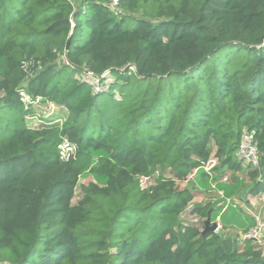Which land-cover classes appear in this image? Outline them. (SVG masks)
Here are the masks:
<instances>
[{
  "label": "trees",
  "instance_id": "obj_1",
  "mask_svg": "<svg viewBox=\"0 0 264 264\" xmlns=\"http://www.w3.org/2000/svg\"><path fill=\"white\" fill-rule=\"evenodd\" d=\"M112 2L0 0V264H264L255 240L203 233L212 203L157 175L187 179L213 145L239 169L247 130L264 191V0ZM22 92L66 120L29 126Z\"/></svg>",
  "mask_w": 264,
  "mask_h": 264
},
{
  "label": "rangeland",
  "instance_id": "obj_2",
  "mask_svg": "<svg viewBox=\"0 0 264 264\" xmlns=\"http://www.w3.org/2000/svg\"><path fill=\"white\" fill-rule=\"evenodd\" d=\"M22 93L24 101L27 104H32L34 112V115L29 114L26 118L29 126L40 127L43 117L48 119V123L55 125H62L66 120L68 116L66 109L56 103L41 102L40 99L35 101L24 92ZM59 151L61 160L65 162L75 154L76 149L67 138H64L59 145ZM250 169L245 164H242L239 169L223 165L222 159L217 154V147L213 145L207 161L200 168L195 169L187 179H176L169 167L161 168L157 175H162L166 180H172L176 186L192 190L196 197L190 206L201 201L203 203L211 202L214 208L212 221L219 223L222 229L218 232L222 233L232 244L233 240L238 239V236L240 241V233L253 226L258 216L264 218V191L256 195L250 194L254 183L262 178L260 175L252 177L249 174ZM157 175L140 177L142 186L146 188L154 186L157 183ZM224 175L229 176L227 183L222 181ZM92 181H96V179L91 173H85L80 177L76 199L81 196L83 186ZM225 185L234 188L231 197L225 196L222 188ZM231 187L230 190H232ZM229 199L233 203H230ZM234 203L237 204V207L232 206ZM196 218L198 219L199 215L195 214L191 217L193 220ZM259 245L264 250V239Z\"/></svg>",
  "mask_w": 264,
  "mask_h": 264
},
{
  "label": "built area",
  "instance_id": "obj_3",
  "mask_svg": "<svg viewBox=\"0 0 264 264\" xmlns=\"http://www.w3.org/2000/svg\"><path fill=\"white\" fill-rule=\"evenodd\" d=\"M119 0H113L112 6L113 8H117ZM84 79L87 80L93 87V89L99 90L102 87L108 88L109 82H101V77L96 76L92 74L91 72L85 73ZM237 157L239 160H241L245 165H249L252 168H260L261 167V160L262 155L259 149L258 142L255 138L254 132L244 131L240 142H239V148L237 151ZM229 180V176L224 175L222 176V181L227 182ZM230 203L231 200L229 199ZM232 206L237 207V204H233ZM199 219H194L195 222H197ZM221 226L215 231L218 232L220 230ZM247 239H253L259 244L262 243L264 239V218L262 216H258L256 218V223L249 227L247 230L240 233V240H247Z\"/></svg>",
  "mask_w": 264,
  "mask_h": 264
},
{
  "label": "water",
  "instance_id": "obj_4",
  "mask_svg": "<svg viewBox=\"0 0 264 264\" xmlns=\"http://www.w3.org/2000/svg\"><path fill=\"white\" fill-rule=\"evenodd\" d=\"M70 47V40L68 42L67 45V49ZM205 229L203 230V233H207V232H215L218 228H219V223L216 221H212L211 216H209L206 220H205Z\"/></svg>",
  "mask_w": 264,
  "mask_h": 264
}]
</instances>
